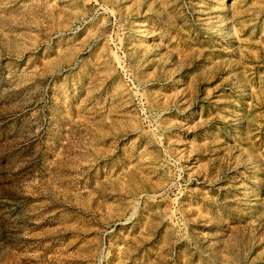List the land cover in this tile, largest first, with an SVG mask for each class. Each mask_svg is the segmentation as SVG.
Returning a JSON list of instances; mask_svg holds the SVG:
<instances>
[{"label":"rangeland","instance_id":"374dc122","mask_svg":"<svg viewBox=\"0 0 264 264\" xmlns=\"http://www.w3.org/2000/svg\"><path fill=\"white\" fill-rule=\"evenodd\" d=\"M0 264H264V0H0Z\"/></svg>","mask_w":264,"mask_h":264}]
</instances>
